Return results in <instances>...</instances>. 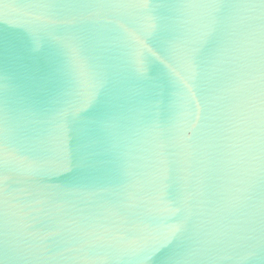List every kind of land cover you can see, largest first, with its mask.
<instances>
[{
	"label": "water",
	"instance_id": "1",
	"mask_svg": "<svg viewBox=\"0 0 264 264\" xmlns=\"http://www.w3.org/2000/svg\"><path fill=\"white\" fill-rule=\"evenodd\" d=\"M0 264H264V0H0Z\"/></svg>",
	"mask_w": 264,
	"mask_h": 264
}]
</instances>
